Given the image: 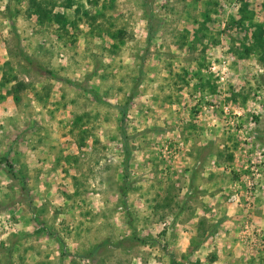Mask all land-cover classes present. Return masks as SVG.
<instances>
[{
	"label": "rangeland",
	"instance_id": "obj_1",
	"mask_svg": "<svg viewBox=\"0 0 264 264\" xmlns=\"http://www.w3.org/2000/svg\"><path fill=\"white\" fill-rule=\"evenodd\" d=\"M42 1L0 0V264H264V0Z\"/></svg>",
	"mask_w": 264,
	"mask_h": 264
},
{
	"label": "trees",
	"instance_id": "obj_2",
	"mask_svg": "<svg viewBox=\"0 0 264 264\" xmlns=\"http://www.w3.org/2000/svg\"><path fill=\"white\" fill-rule=\"evenodd\" d=\"M27 13L28 14H35V16L39 19L41 18L42 16H45L46 13L48 12V14H53V16H60L59 13H51L50 10H46L45 9V3L44 1L42 0H28V6H27V9H26ZM47 16V15H46ZM49 16V15H48ZM242 19V18H240ZM236 25H239V24H242V22L239 20L238 22L235 23ZM12 26V25H11ZM64 25L63 23L60 24V27L62 28ZM18 54L20 57H22L24 60L26 61H31L28 56L20 49L18 48ZM47 73H49L51 76H54L53 73H51L50 71H46ZM71 82V84H73L74 86L76 87H79L80 89L84 90V91H89L91 93H94L93 92V89L83 85L82 83L78 82V81H69ZM131 99V96L128 95L127 99H126V102H128L129 100ZM118 108V111L120 113V115H124V110L122 107H117ZM122 133V132H121ZM124 139V137H123ZM123 143H124V140H123ZM3 163V165L6 166V172L9 174V176L11 178H15L14 177V173H13V170H12V165L7 162V160L3 157H0V164ZM25 186L24 182L21 180V183H20V188H23Z\"/></svg>",
	"mask_w": 264,
	"mask_h": 264
}]
</instances>
